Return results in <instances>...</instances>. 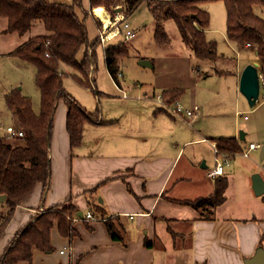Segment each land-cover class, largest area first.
<instances>
[{"label": "crops", "instance_id": "0c3cea01", "mask_svg": "<svg viewBox=\"0 0 264 264\" xmlns=\"http://www.w3.org/2000/svg\"><path fill=\"white\" fill-rule=\"evenodd\" d=\"M104 15L109 16L106 12ZM245 47L252 48L248 45ZM15 51L10 56H13ZM151 63L153 65V61ZM239 71L238 78L242 73ZM95 83L93 86L97 90ZM119 85L117 87L121 92L123 88ZM172 90L178 89H164L158 96ZM101 95V92L96 94L99 103ZM124 95L126 94L121 96L123 99H125ZM180 97L174 102L179 101ZM97 111V122L85 123L82 144L72 150L66 130L67 107L64 101L58 102L53 118L50 146L52 171L50 188L43 197L41 186H37L27 201L16 208L15 215L0 239V256L13 236L36 215L37 211L59 205L68 199H73V203L80 211L82 210L83 216L91 212L90 206L96 205L104 209L103 218L118 216L114 220V226L119 231L121 239L112 238L106 220H81L75 224L77 234L73 239L62 237L58 229H53L51 240L54 252L35 251L34 264H70V262L73 264H164L161 263V259L165 256H160L158 261L153 251L158 240H162L167 245L164 251H160L164 252L169 260H177L178 255L182 256L183 248L173 247L174 238L183 233L178 229H172L173 232L170 234L169 229L162 225L166 219H174L176 225L182 223V226L184 219L193 222L195 230L194 232L192 230L193 241L189 247L192 252L191 264H245L255 257L259 249L264 250V216L259 214V210L262 212L264 209L262 205L264 202L255 205L256 202L253 201L256 197L259 199L264 197L255 195L250 175L244 174L240 182L251 204V207L249 203L246 206L249 210H246V214L244 212V219L233 218L229 209L223 206L227 202L228 189L234 181H237L234 175H237L235 173L238 165L232 166L236 158L250 159V155L256 151L257 159L262 161L263 172L257 168L259 166L255 162V155L251 159L254 165L251 166L255 167L254 171L259 172L264 180V147L256 144L258 148L250 151L249 157H242L239 155L240 151L237 152V155L231 159V166L226 167L222 175L228 178L226 200L221 205L209 209V213L202 216L199 211L184 207V204L181 205L175 200H185L190 197L182 191V188L185 182L190 184L197 181L195 173L198 169L204 168L201 165L197 167L196 164L203 157V153L199 155L198 160H196L198 156H188L185 166L178 172V165L184 154L178 160L179 155L183 147L194 142L198 144L210 142L208 145L214 151V146H217L214 139L218 137H234L240 147L247 146L243 142L245 139L243 141L239 139L240 133L235 132L231 136H211L199 128V119L195 120L196 126L192 123L193 117H183L181 118L183 120L175 121L176 117L161 109L159 104H133L122 101L119 111L106 112V114ZM12 117L17 122L13 112ZM171 134L175 147L167 144V138ZM178 138H183L184 142L180 144ZM259 148L261 151L258 152ZM248 169L249 165L247 169L241 170L248 173ZM210 170L208 169L205 175L209 179ZM175 174L178 176L171 185ZM199 177L203 180L198 184H205V188H207L206 184H209L211 190L208 188V193L194 195L206 197L213 192L216 178H211L214 180L212 184V182L207 183V179L201 175ZM169 186L170 191H168ZM95 187L97 189L91 193ZM86 206L89 208L84 212ZM91 213L93 216L96 215ZM85 222H88L91 228ZM182 226L178 228L181 229ZM129 231L134 237L126 239L122 236L124 234L130 236ZM146 239L152 241L149 247ZM68 245H71L72 253L61 254L60 250Z\"/></svg>", "mask_w": 264, "mask_h": 264}, {"label": "trees", "instance_id": "16d2710c", "mask_svg": "<svg viewBox=\"0 0 264 264\" xmlns=\"http://www.w3.org/2000/svg\"><path fill=\"white\" fill-rule=\"evenodd\" d=\"M116 0H89L91 9L105 5L112 13H116L113 5ZM206 0H121V12L127 16L133 14L142 5H146L155 22V43L164 46L170 43L166 33L165 22L174 20L180 31L183 42L190 46L194 55L205 61H217L221 58L217 44L207 38L210 28V14L201 8ZM226 7V35L230 42L239 46L250 44L255 51V59L259 63V74H264V19L255 8L264 7V0H223ZM83 6V0H0V19H6V33L25 35L41 23L44 33L29 38L14 56L32 64L35 69L36 85L40 91L41 110L36 113L31 99L14 88L5 95L9 109L14 113L18 129L23 131L22 137L0 135V195L6 199L8 210L0 216V239L4 236L16 208L22 205L33 194L37 186H41L43 197L51 184L50 146L53 132V118L57 104L63 100L67 107L66 130L72 150L81 146L85 123H96L97 113H90L79 101L69 94L64 86L66 74L62 66L72 69L74 79L86 87H91L87 75L91 68L95 70L96 46L99 38L91 45L84 18L76 12ZM119 43L104 48L106 69L118 84L119 62L129 52L128 45ZM83 46L87 47L84 59L77 56ZM91 50V53H89ZM222 75L221 73H217ZM95 83V79H94ZM182 90L163 93V100L172 103L180 97ZM98 112V111H97ZM7 137V138H6ZM219 150L235 154L241 150L234 137H218L214 139ZM228 178L219 176L215 179L213 192L195 200H175L190 205L201 215L209 213V209L221 205L225 201ZM97 187L91 190L95 192ZM91 212L98 219L106 220L107 229L114 240H120L119 231L114 226L115 217L103 218L104 209L90 206ZM94 208V210H93ZM80 212L73 199L39 211L19 230L6 246L0 256V264H34V253L54 252L51 232L58 229L62 237L73 239L76 234L74 220ZM86 221L85 214L82 221ZM90 227L88 222H85ZM91 228V227H90ZM264 236V235H263ZM147 246L152 241H147ZM78 264V263H77ZM205 264V263H204Z\"/></svg>", "mask_w": 264, "mask_h": 264}, {"label": "rangeland", "instance_id": "374dc122", "mask_svg": "<svg viewBox=\"0 0 264 264\" xmlns=\"http://www.w3.org/2000/svg\"><path fill=\"white\" fill-rule=\"evenodd\" d=\"M59 1L67 2V0ZM201 4V8L210 14V28L209 31H207L206 36L209 40L214 41L217 44L218 53L221 55V58L217 61L198 59L194 55L190 46H187L183 42L180 31L174 20H168L164 24L166 33L170 37V43L164 46L156 44L154 39L156 22L149 8L146 5H142L130 16H127L125 12H120V14L124 15L126 22L130 24V29L133 31V37L130 40L127 39L126 41L124 36L125 31H123L120 36L112 41H107L104 44H97L95 48V70H92L91 68L90 74L87 75V79L92 86L95 79L97 90L94 86L86 87L83 84H80L76 78L74 79L76 72L66 66H62V70L66 73L64 74V85L66 90L75 96L81 105L90 113L94 114L97 110H100V112L106 114V112L111 113L119 111L122 106V101L133 104L145 103L149 105H158L157 97L164 89H181V97L179 101L176 102H179L183 109L195 113L194 117L191 119L194 126H196L195 120L199 119V128L204 132L209 133L211 136H231L235 132L237 134L243 132L246 134L245 141H243L245 145L253 142L259 144L260 147H264V88L261 89L260 97L256 105L251 108L245 97L240 93V78L237 76V72L240 69L239 72H242L247 65L257 61L255 60V51L253 47L239 46L229 41L226 35L227 13L225 2L223 0H206ZM121 5V0H116L113 9L117 10ZM98 7L104 9L110 18L114 16L105 5L103 6L102 4V6H97L96 8ZM93 10L94 9H91L90 7L89 0H83L82 8L76 9V12L81 19L84 18L85 20L90 45L99 38L100 29L102 28V24L93 13ZM255 11L264 19V7H256ZM6 28V19H0L1 136H7L6 128L8 126H14L16 128L18 125L12 117V112L6 105L5 99V95L9 93V91H12L13 88L17 87L21 89L22 93L31 99L33 110L36 113H39L41 110V96L36 85L35 67L14 55H10L28 38L45 32L44 26L41 23H38L35 28L23 36L17 35L16 33H6ZM121 42L128 45L129 52L127 56L122 58L119 62L117 84L113 81L106 69L104 48L107 46L118 45ZM86 50L87 47L83 46L79 51L77 56L79 61L84 59ZM90 51L91 50H89V52ZM142 60L153 61V67H141L139 62ZM260 71L264 73V69H260ZM217 73H221L222 75H218ZM118 85L123 88V91L119 92ZM98 92L102 93L99 98L100 103L96 97ZM123 94H126L127 98L125 97V99H123L121 97ZM176 102H172L171 104ZM62 103L63 102H61V104ZM153 107L156 108L157 106ZM181 118L183 117H176L175 121L183 120ZM7 140H9V142L22 143L21 139L14 141V138L8 137ZM178 142L182 144L184 139L178 138ZM167 144L169 146L172 145L171 147H175V141H173L172 134L168 136ZM208 144H198V142H194L183 147L178 158L179 160L181 155L184 154L179 162L178 172L185 166L188 156H198L196 159L198 160L199 155L202 153L203 157L197 161V167L202 165L203 161H206L208 169H212L215 166V154ZM259 151H261L260 148L258 149V152ZM255 153L256 151L252 154L250 153V159L236 158L232 162V166L234 164L238 165L235 173L237 175H234V178L237 181H234L232 186L228 189L227 202H225L223 206L229 209L233 218L240 217L241 219H244V212L246 214V210H249L246 206L248 203L250 204V201L247 200L246 190L240 182L243 179L244 174H248L251 177L254 173L260 174L259 172L254 171L255 167L251 166V164L254 165L251 159ZM256 155L254 158L256 164L259 166L257 168L260 172H263V169L261 168L262 161L257 159L258 156ZM222 158L223 157L220 156V159ZM248 165V173L242 172L241 169H247ZM238 167H241V169ZM208 169H198V172L195 173L197 181L190 184L185 182L182 191L190 196L186 200L200 198L194 194H206L208 188H210L209 184H206L207 188H205V184L198 183L203 180L199 177L201 175L207 179V183L212 182L213 184L214 180L205 176ZM177 176L178 174L174 175L171 185L174 183ZM170 186L168 191H170ZM209 190H211V188ZM261 196L264 197V194ZM101 197L102 196L100 195L99 199ZM255 199L256 200H253L256 202L255 205L260 204L261 201L264 202V198L259 199V197H256ZM262 205H264V203ZM184 207H188L189 209L193 208L186 204ZM88 208L89 206H86L84 212ZM7 210L8 207L6 204L3 206L0 205V216ZM38 213L39 211H37L36 215ZM259 214L264 216V209L262 212L259 210ZM183 223L184 226H182V223L176 225L174 219H166L163 222L162 225L166 229H169L170 234L173 232L172 229H178L180 233H183L181 235L177 233L179 236L174 238L175 244L173 245L174 248L183 249H181L182 256L180 255L179 257L178 255L176 258L177 260H169V257H166V254L160 251H164L167 248L166 243L162 240H158L153 251L155 257L157 256L158 261L160 256H165L161 259V263L191 264L192 252H190L189 247L192 245L193 232L195 229L193 222L190 219H184ZM180 226H182L181 229L178 228ZM122 236L126 239L134 237L132 233H130V236H125V234ZM146 241H148V239H146Z\"/></svg>", "mask_w": 264, "mask_h": 264}, {"label": "built area", "instance_id": "2783aa9c", "mask_svg": "<svg viewBox=\"0 0 264 264\" xmlns=\"http://www.w3.org/2000/svg\"><path fill=\"white\" fill-rule=\"evenodd\" d=\"M101 8V7H98ZM118 8V7H117ZM97 8H94L93 13L95 14V10ZM104 10V9H103ZM104 12H106L104 10ZM96 16V14H95ZM99 22L102 24V28L100 29V35H99V43L104 44L107 41H112L116 37L120 36L123 31H125L124 36L125 39H131L133 37V31L130 29V24L126 22V19L123 14H120V12H117L114 14L113 17H109V24L108 26L105 25L103 19L101 17H98ZM248 46H251L250 44H247ZM91 53V51L89 52ZM259 82H260V88H264V74L260 75L259 74ZM126 97V95H124ZM158 104L161 107V109H164L167 111L170 115L174 117H188L192 118L194 117V112L190 110H185L180 106V104L174 103L173 105H169L165 101H163L162 96L157 97ZM6 134L9 137H22L23 136V131H21L18 128H15L14 126H9L6 128ZM258 148V145L256 144H248L247 146H241L240 154L242 157H249V153L252 150H255ZM214 153L215 155V166L213 169H211L208 173V176L210 178H217L219 176H222L225 172V169L227 166L230 165L231 159L237 155L236 154H231V153H226L220 151L217 146H214ZM220 156L223 158L220 159ZM84 217V216H83ZM82 218L77 217L74 220V223H77L78 221H81ZM85 219L88 221H103L102 219H98L95 216L92 215L91 212H88L85 214ZM60 253L63 255L71 254L72 253V247L71 245L65 246L63 249L60 250ZM70 264H73L70 262Z\"/></svg>", "mask_w": 264, "mask_h": 264}, {"label": "water", "instance_id": "95a60500", "mask_svg": "<svg viewBox=\"0 0 264 264\" xmlns=\"http://www.w3.org/2000/svg\"><path fill=\"white\" fill-rule=\"evenodd\" d=\"M115 12H121V9H117ZM139 65L141 67H153L150 60H142L139 62ZM259 66L260 65L257 61L247 65L242 71L239 80L240 93L245 97L251 108L256 105L261 93L259 82ZM239 139L243 141L245 139V133L240 132ZM201 167H207L205 161H203ZM252 188L255 195L261 196L264 194V180L260 174H254L252 176ZM5 199V195H0V202L5 201ZM77 216L82 218L83 212L80 211ZM245 264H264V250L259 249L255 257L247 261Z\"/></svg>", "mask_w": 264, "mask_h": 264}, {"label": "bare ground", "instance_id": "6f19581e", "mask_svg": "<svg viewBox=\"0 0 264 264\" xmlns=\"http://www.w3.org/2000/svg\"><path fill=\"white\" fill-rule=\"evenodd\" d=\"M95 14H96V16L101 17L103 19L105 25L108 26L109 18H108V16L104 15V10L102 8H97L95 10Z\"/></svg>", "mask_w": 264, "mask_h": 264}]
</instances>
